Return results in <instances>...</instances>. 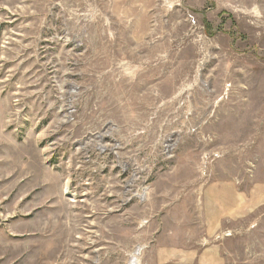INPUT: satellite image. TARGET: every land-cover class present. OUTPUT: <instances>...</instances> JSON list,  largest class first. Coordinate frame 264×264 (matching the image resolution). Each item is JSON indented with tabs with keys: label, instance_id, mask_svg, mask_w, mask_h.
Returning <instances> with one entry per match:
<instances>
[{
	"label": "rangeland",
	"instance_id": "374dc122",
	"mask_svg": "<svg viewBox=\"0 0 264 264\" xmlns=\"http://www.w3.org/2000/svg\"><path fill=\"white\" fill-rule=\"evenodd\" d=\"M133 259L264 264V0H0V264Z\"/></svg>",
	"mask_w": 264,
	"mask_h": 264
},
{
	"label": "crops",
	"instance_id": "0c3cea01",
	"mask_svg": "<svg viewBox=\"0 0 264 264\" xmlns=\"http://www.w3.org/2000/svg\"><path fill=\"white\" fill-rule=\"evenodd\" d=\"M224 208H226V209H224ZM227 208H228V207L225 205L224 207H222V208H220V209L218 210L217 214L215 215L216 223H218L217 221H219V219H221V218H225V217L228 216V214H229L228 211H230V209L227 210ZM223 213H224V215H222ZM213 220H214V219H213Z\"/></svg>",
	"mask_w": 264,
	"mask_h": 264
},
{
	"label": "bare ground",
	"instance_id": "6f19581e",
	"mask_svg": "<svg viewBox=\"0 0 264 264\" xmlns=\"http://www.w3.org/2000/svg\"><path fill=\"white\" fill-rule=\"evenodd\" d=\"M136 252H138V251H136ZM136 252H134V255H137L138 254V253L136 254ZM131 264H137L136 261H135V259H133V261H131Z\"/></svg>",
	"mask_w": 264,
	"mask_h": 264
}]
</instances>
